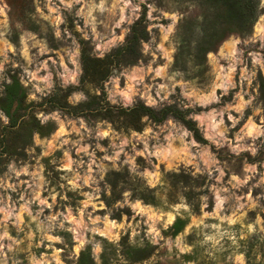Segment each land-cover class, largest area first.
I'll return each mask as SVG.
<instances>
[{"label": "clouds", "instance_id": "obj_1", "mask_svg": "<svg viewBox=\"0 0 264 264\" xmlns=\"http://www.w3.org/2000/svg\"><path fill=\"white\" fill-rule=\"evenodd\" d=\"M252 4L256 11L252 34H229L217 51H207L212 78L199 80L196 74L201 65L195 62L199 39L191 40L192 54L185 52L182 67H177L181 48L189 47L183 23L199 7L192 0H30L29 7L35 11L25 15L39 27V33L19 19L13 27L12 8L7 0H0V85H11L9 70L16 74L19 69L21 85L31 86L26 104H39L58 94L69 107L80 109L92 96L101 97L99 87L85 82L89 94L81 87L84 68L76 34L88 42L91 57L104 59L126 43L146 8L150 37L147 42L140 40L147 64L139 58L129 67L112 65L102 81L106 95L96 111L106 113L111 108L117 120L69 117L60 108L37 109L34 115L41 127L54 126L50 135L42 139L39 131H33L32 145L23 149L27 159L10 158L6 152L0 156L4 161L0 164V264H65L89 249L94 264H103L102 257L109 264H131L122 255L124 236L131 248L167 249L159 257L162 264H168L173 254L181 264H261L264 172L260 169L264 160L249 163L245 157L242 173L234 170L243 153L255 160L264 148V106L254 104L258 92L248 91L257 71L264 72V0H252ZM197 21L195 33L204 38V16L199 15ZM49 34L62 43L60 51L50 47ZM5 97L0 86V99ZM141 104L158 115L165 107L173 108L183 119L169 112L157 124L142 114L143 127L137 130L119 113H131ZM247 109L252 115L245 118ZM29 119L27 115L21 118ZM10 125L11 117L0 109V128ZM37 147L41 149L38 158ZM220 155L237 159L221 161ZM49 156L51 170L45 174L41 159ZM110 173L125 179L116 181L114 188L115 177L109 178ZM175 176L189 177L188 184L183 179L173 181ZM189 189L199 193L191 202L186 195ZM243 189L247 191L238 194ZM253 189L262 191L253 196ZM102 195L113 201L111 205ZM177 217L191 218V223L175 239L171 234L166 238L162 233ZM250 243H255L251 249L255 260L249 256ZM184 256L195 258L185 261ZM156 260L157 253H153L136 264H155Z\"/></svg>", "mask_w": 264, "mask_h": 264}, {"label": "trees", "instance_id": "obj_2", "mask_svg": "<svg viewBox=\"0 0 264 264\" xmlns=\"http://www.w3.org/2000/svg\"><path fill=\"white\" fill-rule=\"evenodd\" d=\"M206 1V0H205ZM211 3L213 9L219 10L218 5H221L219 0H207ZM222 8H225L224 13L216 15V21L211 22L207 25V28L214 31L212 35H208L204 40L203 44L200 45V50L202 53L206 54L207 51H212L218 44H220L229 34L244 35L252 30V25L256 20V11L252 4V0H228L226 4L222 3ZM146 8L144 9L145 15L142 16L141 21H138L136 25L132 27L131 34L126 38V43L112 50L104 59H96L90 56L91 48L88 42L81 40V62L84 68V76L81 79V87L84 91L87 88L83 87L84 83L87 82L95 87L101 89V97H91V102L85 105H81L80 109H87L88 112L85 114L80 111V109H74L67 105L65 97L61 95H52L49 98L44 99L42 103L36 104H26L25 100L27 98V90L21 85L20 80L17 76L12 75V84L5 86L6 97L0 99V109H3L7 115L11 117L10 127L0 128V156L4 152L8 153L9 157H23L27 158L23 149L32 145V133L34 130L39 131L41 137L49 136L53 131L54 126L50 123L47 128L41 127L39 121L36 119L34 112L37 109L49 111L55 110L57 108L62 109L69 116H80L85 115V117L96 118L100 116L101 118L109 120H117L118 116L113 114L110 108L106 113L97 112L96 109L99 107V100L106 95L103 90L102 81L106 80L111 72V66L115 65L117 69H120L123 64L124 67H129L135 65L139 58H143L142 52L140 50V40L144 39L145 42L149 40V33L146 30L145 17ZM224 17V20H221ZM141 25H144L142 28ZM207 29V30H208ZM218 29V31H217ZM261 83V94L264 97V78L260 77ZM69 88V92L72 91ZM89 94V93H88ZM47 104L48 108L45 109L44 105ZM15 111L13 112V108ZM50 108V109H49ZM29 109H32L29 112ZM172 112L174 116L183 119V114L179 111H175L173 108L165 107L161 114H157L151 108H146L143 104L139 108L133 110L131 113L120 111L119 115L125 117V122L131 124L137 128L141 129L143 126L140 124V116L142 114L149 115L150 119L155 123H162L163 119ZM29 116V120H21L23 116ZM19 123V128L16 131L12 129L16 128ZM189 128L195 129L196 125L190 121H184ZM196 139L199 141L201 137L197 134ZM4 163L0 160V164ZM187 220L178 218L175 223L169 228L168 234H171L173 238L180 235L181 232L187 226ZM125 242L123 243V245ZM129 253L134 255V258L129 260L132 263H136L138 260H146L151 255L150 246L144 249H136L128 247ZM129 257V256H127ZM132 257V255H131ZM130 259V258H129ZM79 264H94L90 258V249L88 252H82Z\"/></svg>", "mask_w": 264, "mask_h": 264}, {"label": "rangeland", "instance_id": "obj_3", "mask_svg": "<svg viewBox=\"0 0 264 264\" xmlns=\"http://www.w3.org/2000/svg\"><path fill=\"white\" fill-rule=\"evenodd\" d=\"M219 1L221 2V5H218V6H220V7H218L219 10L214 9V11H210V9H213V7L216 6V5L213 6L211 3H208L207 0L206 1L205 0H192V2L198 3L199 7H198V9L193 10V12L191 13L190 17L187 19V21L183 23V28H184V41H185V43L187 45H189V47L186 48V49L185 48H181L180 55L177 57V67H182V65L180 64V59H181V57H183L185 55V52H187V54H189V55L192 54L191 53V48H190L191 40H193V39H199L200 42L198 44V48H197V52H196V59H195V62L197 64H200L201 65L200 71L196 74V77H199V80L211 79L212 78L211 75H210V73H211V66L206 63L205 54L202 53V51L200 50V47L199 46L203 44V40L208 35H212L214 33V31H211L212 30V27H210V29H208L207 28V25H209L211 22L216 21L215 16L216 15H220V14L224 13V11H225V8H222L221 6H222V3L223 4H226L228 0H219ZM7 2L9 3L10 7L12 8V13H10V16L12 17V20H13V27H14V21L16 19H19V20L25 21V27L29 28L30 30H32L34 32L39 33V27L36 24H34L33 22L29 21L28 20V17L25 15L26 11H29V12H34L35 11L34 8L29 7L30 0H7ZM184 11H187V9H184ZM199 15H203L204 16V23L202 25V27L204 29V32H205V37L204 38H199L198 35L195 33V26L198 24L197 17ZM221 20H224V17ZM165 23H167V22H165ZM69 28H70V30L72 29V21H71V19H69ZM154 31H156V30H154ZM217 31H218V29H217ZM252 31H253V28H252L251 32L247 33V35H251L252 34ZM117 34H119V30H117ZM156 34H157V38L159 39V33L156 32ZM76 35H77V38H78L79 43H80V41L83 40V39H80L79 38V34H76ZM244 35H241V36H244ZM41 36H42V34H41ZM228 37L229 36H227L212 51H217L218 50V47L225 40H227ZM48 40H49L50 47H52L56 51H60L61 47L63 46L62 43L55 42L54 39L52 38L51 34H49ZM69 43H71V41H69ZM165 46L167 47V45H165ZM258 47H259V45L257 44L256 45V48H258ZM50 55H53L54 56V53H51ZM245 57L247 58L248 67L251 69L252 68L251 59L247 57V50L245 51ZM46 58H47V56L41 57V59H46ZM54 58H55V56H54ZM143 59L145 61V64H147V61H148L149 58L148 57H143ZM161 63H162V61H161ZM221 63L225 67L227 66V62L226 61H221ZM70 67H71V65H70ZM19 71L20 70L17 69L16 70V74H13V72L11 70H9V72H8L9 78L11 79V76L12 75H15L19 79ZM205 74H209V75L206 76ZM261 76L264 78V72L257 71V78H256V80H254L253 85H252V88L251 89H248V91H251V93L253 95H256L257 92H258L257 101H255L254 104L259 105V106H264V97L261 94V83H260L261 82L260 81V77ZM236 81H237V84H238L239 83V69L237 71ZM6 84L7 83L5 82L3 85H0V86H2L4 88V90H5ZM257 84H259V87L258 88H257ZM121 86L123 87V82H122ZM30 87L31 86H29V88ZM29 88H26L27 93L29 91ZM235 91H239V87H237V89ZM85 93L88 94V89H87V91H85ZM46 98H49V97H45L44 99H46ZM44 99L41 101V103L44 101ZM245 99H248V97L245 96ZM50 111H53V109L52 110H49L47 112H50ZM250 115H252V111H251V109H247L246 110V113H245V118H247ZM69 117H74V116H69ZM86 118H88V117H86ZM91 118L92 119H95L93 117H91ZM256 120H257V122H259V117H256ZM41 138L43 139V137H41ZM257 143L259 144V142H257ZM40 152H41V149L39 147H37L36 148V157L37 158L39 157ZM55 155H59V153H56ZM245 157H247L249 163H255L256 161L264 160V148H261L260 154L255 158V160L250 156L249 153H243L241 155V157H239L238 159L235 158V157H226L224 155H220L219 156V158L221 159V161H223L225 159H228L229 162H230L232 159H237V167L234 170L237 171L238 173H242V163H243ZM51 158L52 157L49 156V157H44V158L41 159V163L46 166V172H45V174H47V171L51 170V165L49 164V160ZM32 162H33V164H35L36 160L33 159ZM260 171L261 172H264V168H261ZM54 175H58V174H54ZM112 177H115V180L112 181L114 188H115V182L116 181H118L119 179H125V177L120 176L119 174L110 173L109 174V178H112ZM172 179H173V181H179V180L183 179L186 185L189 182V177H186V176L185 177L175 176V177H172ZM257 179H258V177H257ZM250 183H255V181H252ZM53 186H55V180H53ZM173 188H175V183L173 184ZM246 191H247V189H243V190H241V193H238V194H242L243 192H246ZM261 191H262V189H253V193L252 194H253V196H256ZM45 195H47V193H45ZM68 195H69V197H72V193L71 192H69ZM186 195H187L189 201L191 202L192 199L195 196L199 195V193H196V192L192 191L191 189H189V191L186 193ZM101 198L104 199L105 202L108 203L109 205H111V203L113 202L111 200H108L103 195H102ZM114 198H118V197H116L115 192H114ZM197 211H198V209H197ZM249 216L254 218V213H249ZM114 218H117L118 219V216H114ZM178 218L179 217H177L176 220ZM185 220H187V223H188L187 226H188L191 223V218H185ZM168 230H166V231H164L162 233L166 238L169 236ZM97 239H99V237ZM127 239H128V237L127 236H124L122 238V240H121V244L123 245V243L125 242V244L123 245L124 247H123L122 255H124L125 258L129 261V260H131V259L134 258L135 253L128 255V253H129L128 247L129 246L127 245ZM173 239H175V238H173ZM192 239H193V236L192 235H189V237H188L189 242H191ZM68 240H69V245L71 247V237L70 236L68 237ZM104 243L107 244V241H105ZM149 246H150V252H152V255H153V253H157V260H156L155 264H162V262L159 260V257L166 255L167 254V249L159 250V252H157L158 246H156V247H153L151 245H149ZM109 247H111V245H109ZM253 247H255V243H250L249 256H251L252 260H255V257L252 256V254H251V249ZM175 251H176V249L173 248V253H175ZM261 252H264V246H261ZM81 253L79 255V259H80ZM131 255H132V257H131ZM152 255L148 259H150L152 257ZM112 256L113 257L115 256V249L114 248L112 249ZM127 256H129V257H127ZM194 258L195 257L184 256L181 259L186 261V260L194 259ZM79 259L77 260V259L73 258L72 260H67L65 262V264H79ZM102 259H103V264H109L107 257H102ZM131 264H136V263H132L131 262ZM168 264H181V261L180 260H176L175 255L173 254L172 259L168 261ZM261 264H264V260L261 261Z\"/></svg>", "mask_w": 264, "mask_h": 264}]
</instances>
